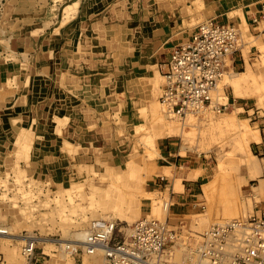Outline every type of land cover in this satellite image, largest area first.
Returning <instances> with one entry per match:
<instances>
[{
  "label": "rangeland",
  "instance_id": "obj_1",
  "mask_svg": "<svg viewBox=\"0 0 264 264\" xmlns=\"http://www.w3.org/2000/svg\"><path fill=\"white\" fill-rule=\"evenodd\" d=\"M258 3L264 0H0V62L13 66L0 84V225L66 240L96 218L90 212L115 203L109 217L122 235L149 214L176 231L174 250L195 249L217 212L264 214V173L250 166L264 170V34L248 21L246 34L236 13L215 16L239 9L247 18ZM177 10L187 19L178 31L214 18L239 21L241 50L229 72L241 75L240 90L262 96L235 97L227 83L225 108L192 116L182 137L155 117L160 91L152 96L150 84L160 90L164 82L155 65L148 69L155 57L147 58L162 41L159 21ZM196 169L195 181L186 177ZM115 188L123 195L117 204ZM163 202L171 203L168 216ZM22 245L12 262L0 240L3 264L28 263ZM37 246L33 262L54 263L56 246Z\"/></svg>",
  "mask_w": 264,
  "mask_h": 264
},
{
  "label": "built area",
  "instance_id": "obj_2",
  "mask_svg": "<svg viewBox=\"0 0 264 264\" xmlns=\"http://www.w3.org/2000/svg\"><path fill=\"white\" fill-rule=\"evenodd\" d=\"M249 23L254 32L264 34V4ZM240 47L241 32L236 24L212 19L194 27L159 64L164 82L159 99L164 109L178 118L209 109L220 113L225 105L217 95L218 85L233 67ZM176 242V231L166 219L146 214L124 235L113 220L94 219L82 240L55 246L56 252L59 248L74 262L100 252L103 264H172L168 254ZM36 250L35 238L24 241L20 252L30 258L27 264H36ZM194 250L195 264H264V214L228 219L217 212Z\"/></svg>",
  "mask_w": 264,
  "mask_h": 264
},
{
  "label": "bare ground",
  "instance_id": "obj_3",
  "mask_svg": "<svg viewBox=\"0 0 264 264\" xmlns=\"http://www.w3.org/2000/svg\"><path fill=\"white\" fill-rule=\"evenodd\" d=\"M178 4V3H177ZM180 6V5H179ZM240 7V6H239ZM178 11H176L177 13ZM149 13V12H148ZM236 13V16L238 20H240L241 22V28H243L242 30H244V32L247 34V25L243 19V16L242 14L240 13V10L238 11H235V12H231L230 14H235ZM233 16V15H232ZM231 16V17H232ZM134 18V17H133ZM210 19V18H209ZM214 19H217V18H214ZM197 20V18H196ZM204 20V19H203ZM202 20V21H203ZM220 20V19H219ZM205 21V20H204ZM185 22H186V19H185ZM187 23V22H186ZM170 24V23H169ZM113 25V24H112ZM191 25V24H190ZM112 28V27H111ZM171 31V30H170ZM181 32V31H180ZM135 34V33H134ZM153 34V33H152ZM242 34V33H241ZM243 36V34H242ZM155 38V37H154ZM138 40V39H137ZM120 41V39H119ZM125 48V47H124ZM141 48V47H140ZM241 48V47H240ZM118 49V48H117ZM127 49V48H126ZM115 52V51H114ZM116 59V58H115ZM118 65V64H117ZM124 65V64H123ZM141 66V65H140ZM123 67V66H122ZM120 68V67H119ZM125 68V67H124ZM132 69V68H131ZM121 74V73H120ZM132 74V73H131ZM157 77V76H156ZM240 78H241V75H239L238 73H227V75H225L223 78H222V82H223V85H222V82L219 83L218 85V89H217V95L218 97H222L223 100L227 99V97L224 95V92H223V87L224 85L226 86L227 83L231 84V85H234L235 87V91H234V94H235V97H244V96H253L256 97L260 102H261V95L258 93V92H253V91H249V92H243L242 90H240L237 86L240 81ZM155 80L157 78H154ZM154 83V84H153ZM157 83V81H153L151 84H150V90H151V95L155 96V94L157 92L160 91V94H161V89L158 90L156 89L157 86H155V84ZM120 84V83H119ZM143 88V87H142ZM156 100V99H155ZM220 100V98H219ZM159 101V100H158ZM149 102V101H148ZM157 102L154 103V106H152L154 109L152 110H155L156 114H155V117L157 118V120H168V133L169 134H173V135H178L180 137L184 136L185 135V129H186V126H192L191 124L189 125V123H186L187 120H189V122L191 121H194V118L192 116L196 115V114H193V115H189V116H186L183 118V120H186V121H183L182 123H177L178 122V118L177 116L172 113V112H168L166 111V113H164L165 109L164 107L160 104L161 108L164 109V111L160 108H157L158 104ZM159 106V107H160ZM158 109V110H157ZM212 111V110H211ZM215 112V111H214ZM233 112V111H232ZM154 113V112H153ZM162 113V114H161ZM206 111L205 110H202L200 112H198L197 114H205ZM213 114V113H212ZM193 118V119H192ZM197 119V118H196ZM244 124V123H243ZM195 127L198 128V125H196ZM192 129V128H190ZM255 138L256 140H259L260 139V136L257 133H255ZM162 158V157H161ZM259 164L255 163V162H251L250 163V166L253 170H257L260 174L261 173H264V170H262L261 166H258ZM261 171V172H260ZM201 175L200 171L199 170H195L193 172H191L190 174H187L186 177L188 178H191V179H197V177H199ZM179 182V180H178ZM177 185V184H175ZM126 187V186H125ZM95 188H93L94 190ZM99 189V188H97ZM122 192V191H121ZM113 196H115V199H116V204L118 203V201L120 200V198L123 197L122 193L119 192V190H117V188H115V190L113 191ZM121 194V195H120ZM257 199V195L256 196H252V198L250 199L251 201ZM162 201V200H161ZM243 201V200H242ZM243 205H244V202H242ZM247 203V202H245ZM162 205V203H161ZM252 205V204H251ZM114 206H115V203L114 205L111 204V203H105L104 205H101L100 208L98 209H95L94 211L90 212V217H96L95 219H100V218H103V219H108L110 220L112 217H109L110 214L112 213V211L114 210ZM171 206V203L170 202H163V206H160L161 207V213L168 216L169 213H170V207ZM9 212V211H8ZM6 212V213H8ZM14 212V211H13ZM137 210H133L132 214L134 215L135 213L137 214ZM245 212V211H244ZM243 212V213H244ZM11 214V213H10ZM161 214V215H162ZM245 214V213H244ZM3 215V214H2ZM163 217V215H162ZM238 217V216H237ZM85 218H88L89 217H86V214L81 215V219H85ZM240 218V217H239ZM6 219V218H5ZM93 219V218H92ZM168 219V218H167ZM112 220V219H111ZM6 221V220H5ZM7 225V224H6ZM84 226V225H83ZM130 227V226H129ZM171 227V226H170ZM84 232H85V229L81 230L80 232H74V233H71L69 234V238L66 239V240H53V239H48V238H35V237H29V236H19L17 234H14L13 233V228L9 227V226H2L0 225V240H1V245H2V248H1V251H3L6 255V257L12 261V262H16L15 261V256L18 254V250H17V245L19 243H24V241H27L29 238H35L37 243L38 244H41V245H46L44 248L47 249V248H55V244L57 243H61L62 241H75V240H82L83 237H84ZM127 231H125L126 233ZM123 234V233H122ZM179 243V242H178ZM179 245V244H177ZM173 246V245H171ZM38 247V246H37ZM179 247V246H178ZM174 248V247H173ZM58 249V255L55 256V259H54V263L52 264H72V259L70 257H68L67 254H64V253H61L59 252V248ZM173 252L168 254L170 255V259H171V263L172 264H195V252L196 250L194 249H187L186 248V245L185 247L180 245L179 248H174V250H172ZM23 256V255H22ZM24 257V256H23ZM25 259V258H24ZM23 259V260H24ZM30 258H28V261H29ZM3 261V260H2ZM19 262V261H18ZM25 263V262H24ZM74 263V262H73ZM27 264V262H26ZM83 264H102V255L100 252H97L96 254H93V255H90V256H83Z\"/></svg>",
  "mask_w": 264,
  "mask_h": 264
},
{
  "label": "crops",
  "instance_id": "obj_4",
  "mask_svg": "<svg viewBox=\"0 0 264 264\" xmlns=\"http://www.w3.org/2000/svg\"><path fill=\"white\" fill-rule=\"evenodd\" d=\"M261 4H256L254 6H250V12L247 13V18L244 16V20L246 23L250 22V19L253 18V16L256 14L260 8ZM239 10V9H236ZM178 12L176 13V11L173 12V14L171 16H169L168 14L166 15V18L168 17L170 20H165L166 18L164 17L163 20L159 21V30L158 33L160 35V37H162V41L160 43H158V47H157V51L156 53H149L147 58L150 57H155L154 60H151L149 62L152 63L153 65H148V63L146 64V68L148 67V69H151V67H153L155 65V67L157 68L158 72H159V64H161L162 62H164L165 60H167V58L169 57V53L171 50V47L173 45H175L176 43H179L183 40H185L192 31L190 30H184V31H178L180 30V26H181V18H183V21L185 22V13L181 12L182 10H177ZM180 11V12H179ZM216 12L213 10L212 14L214 15ZM231 12H228L225 14L223 13H218L215 14V16H221L223 18V21H227V18H229V14ZM249 13H251V16L249 15ZM227 16V17H225ZM178 24H174L173 22H177ZM220 21V20H219ZM222 21V22H223ZM248 21V22H247ZM187 22V19H186ZM170 23V24H169ZM230 23V22H229ZM233 24L239 23V21L237 20L236 22H231ZM250 24V23H249ZM171 30V31H170ZM158 42V41H157ZM162 47H161V46ZM154 55V56H152ZM236 61V59L234 60ZM148 65V66H147ZM13 66L10 63H6V62H0V84H2V82H4L5 80L9 79V75L13 74ZM160 73V72H159ZM168 149V148H162L160 150L161 155H165L164 151ZM166 157H170V153L168 152ZM190 185V184H189ZM185 191L191 192V189H185Z\"/></svg>",
  "mask_w": 264,
  "mask_h": 264
}]
</instances>
